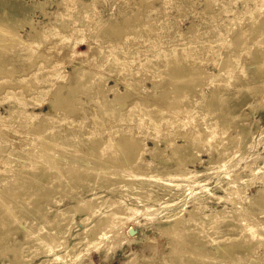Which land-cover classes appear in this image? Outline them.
<instances>
[{"label":"bare ground","instance_id":"obj_1","mask_svg":"<svg viewBox=\"0 0 264 264\" xmlns=\"http://www.w3.org/2000/svg\"><path fill=\"white\" fill-rule=\"evenodd\" d=\"M51 2H54L58 9L62 5L61 0H0V91H2L1 89L5 86V84H8V86L10 84V88L11 86L13 88L15 87L29 88L27 91L28 96H33L32 103H27V100L25 101L24 98L25 96H23V94H21L20 96H18L17 94L16 96L13 95L12 96L13 98L16 97L17 99H21V102L19 101L17 104L15 102H11L9 104V108L6 110L7 111L6 115L3 116V114L0 113V122H2L1 124H3V122H7L8 124H10L9 122H11V124L14 122L17 125L18 124L22 125V127L27 125L28 127H30L29 129L33 128L36 130L37 128V131L38 128L40 129L42 128L43 132H41V134L39 132V135L41 136V138L43 137L46 138L43 139V141H41L42 142L41 146H39L38 148H36L37 146L35 147L36 150L34 148L30 149V151L31 150L34 151L29 152L27 154L29 157H27L25 160H20L22 159V157H19L20 160L19 164L15 162V156L20 153L19 150H16L18 148H16V146L15 148L12 147L10 144H8L7 142L3 141L2 138H0V162H3L6 166H13L17 168L26 166V168H24L26 169L24 173L15 174L14 185L16 186H14L13 183L11 186L14 187V189L12 188L13 189L12 192H14V195L20 193L21 196L25 198H29L31 196L29 195V190H32L34 192L33 195L34 197H39V198L45 197L44 199L48 197L50 200L49 202H52L51 199H53L54 200L53 202H55L54 206L56 205V207L52 210L51 216L45 218L44 220H41V223L39 225L34 223L31 224L32 226H35L34 229H36V231L32 233L38 235L37 237L38 239L36 241L32 239L31 232L29 231L30 234H28L29 233L28 230L25 229L27 231L26 236H24L25 238L23 237L24 239L15 240L14 242L15 244L11 245L9 244L8 241L9 240L8 236L11 235L9 233H12L13 231L16 232L17 230L16 228L13 227L14 229H12L11 231L8 232H5L6 230L3 231V229L5 228L3 226L6 225L7 227V224L9 225L13 221L11 222L8 219V217L4 215L5 211L8 210L4 209L6 208V204L4 205L5 206L4 207L0 201L1 206L4 207L3 210L0 212L3 214V218L0 221V257L2 255L4 257L6 251L7 252L13 251L12 252L14 253L12 254L13 257L10 259L8 258V262L4 264H18V263L28 264L32 259L38 257L39 254L44 253L46 254V256L51 254L50 255L51 257L49 256L47 258H44L36 264H46V263L58 264V261L64 264H73L76 261L77 263L75 264H83L81 262V257L88 254L90 252V249H93L95 252H99L103 247H107L103 258V261L107 263L110 259V254L107 252L109 250H113V245L112 247L111 246L109 247L110 242L112 240L120 238L123 232V228L126 225H128L131 221H134L142 211L152 208V206L148 205L149 202L157 203V204L163 203L164 206H169V202H160L155 196H151L150 193L142 192V187H143L142 185H140L139 187L127 186L125 187L127 192L123 193L122 195L124 196V199L133 198L134 201L132 202L135 204V206H129L127 203H125L124 199H119L116 198L115 196H107V194H104L102 192H97L96 190H94V186L95 187L99 186L102 188V185L104 183L106 184L107 182H109L110 184L113 182L112 180L114 181L118 180L117 182L119 183V185H121L123 181L122 182L119 181V178H117L116 175H114L115 174L114 170H109L110 172L109 176L107 173H106L107 175L106 174L104 175L102 170H101L102 174L97 173V175L94 174L95 176H92L90 173L93 174L94 172L92 171L93 163H91L92 164L91 168H87L83 164L79 165L77 162L79 160L72 161L71 159H63V157L52 158L51 155H53V152L57 151L58 148L57 146H59L60 149L63 148V150L64 148L66 149L71 147H78L80 149V147L84 146L86 147L87 155L89 153H93L94 154L93 156H95L96 154V156L99 157L101 156L100 160H103L108 157L106 156L107 154H110L111 157L109 159H106L105 161H107L112 166L114 165L116 168L117 167H120L121 169L125 168L129 172H133L136 168H139L141 166H148L150 162L146 161L145 159H142V156L144 155L143 153L146 152V149L144 147V142L138 136L139 134H143V132H146L148 129H146L144 125L139 127V130L137 128H133L132 121L136 120V122H138V120L140 119L148 118L149 124H151L152 126L154 125L162 126L163 129V124H166L165 121L170 122L172 121V119L178 120L180 117H189V115L191 116L195 115L194 117H196L199 115L198 114L199 112H202V115H199L200 118L213 117V116L216 117L218 112L222 116V114L224 113L222 112V110L219 111L218 107L220 105L227 104L232 97L236 96L237 93L231 91L221 92V90H224L228 88L230 84H235L237 82L244 83L245 86H248L249 84H251V81H260L261 79V75H259V72L260 71L262 72V70H260L259 72L257 70L255 71L253 70L255 68L262 69L264 63V2L254 7H249L248 5H245L243 3L238 13L234 12V15L232 17H228L226 20L221 18L222 21L218 27L220 28V30L224 32L225 36L229 37V39L227 45L223 48L225 49L224 52L220 54V56L216 55L217 52L214 54L212 53L205 54V49L207 47L205 43H207L208 37L205 36V38H203L205 40L201 41L202 40L201 36H203V33L194 32L193 36L188 35L189 31L191 32V30H195V25L192 22L191 25H189V27L187 28L186 32H181L179 30L177 31L178 35L181 37V40L184 41V44L182 45L172 44L169 47H163V46H160V48L157 47L155 49V55H154L156 58L155 59L156 62L154 63L150 61L147 55L144 56L138 55L141 58L140 60L131 58L132 59L131 62L129 61L125 62L119 60L118 62L115 63L112 60L114 64L108 67L109 71L111 72L115 70V72L119 73L121 72V70H124L123 73L127 71H132V72L135 71L137 73L139 72V68L142 66H145L144 68H147L148 71L153 70L152 72H155L156 78L152 76L150 78L153 84V89L150 91L147 90L146 87L141 85L143 84L142 80H145V78L147 79V76H145V74L144 76L140 75L139 74L140 72L137 73L139 74V77H137L135 80L136 82H139L140 85L142 86L140 88L141 91H139L140 95H137L134 90L132 91V86L134 85V84L132 85V83L134 79L129 78L128 77L129 75H125L122 78L115 77L113 78L114 84H109L107 83L104 75L97 74L95 73V71H92L91 69L86 70L82 68L83 67L82 66L81 69L80 67L77 68L80 69V72L77 71L75 68L74 75L71 78H69L71 87L67 88L66 86H64L63 88L59 89V95L57 94L58 95L57 97H52L50 98L49 101L46 102L48 105V111L46 112L43 111L35 112L31 110L28 111L26 110L28 104H31L33 107H39L44 103L42 102V98L40 97L41 95L36 94L37 93V91L35 90L36 87L30 88L31 87L30 84L34 79H36L37 77H40V79L43 78L41 75H39L40 73L39 68L36 69V71L33 74L27 75V77H25L26 75L24 76L17 75L15 79L16 82L14 81L5 82L4 78H7L8 75L10 74H14L12 75L13 77L15 76V73H17V69L13 66L12 63L14 60L19 61L20 59L34 56V50L32 46L33 43H39L43 45L44 44L43 41H45V38L47 37L52 38V36H57V35L60 36L61 41H65L66 37H71L72 35L78 36L80 33L82 34V27L86 23L87 24L93 23L94 25L88 31H86L87 29L83 28L84 31L91 32L95 35L101 33L103 36V40L108 42H110L112 39L110 35H114V36L116 35L117 37L121 38L124 36V33L126 32H130V33L138 32L135 26L130 23L129 20L130 15L123 16V14L121 13H119L121 14L120 16L121 19H119L118 17L115 16L116 15L115 13L108 12L107 13L108 19L106 21L101 20L99 16L96 17L97 20H94V18H92L90 14L87 16L86 18L87 20H84L85 23L80 22L78 25L79 27H75V26L71 27V25H69L70 23L68 24L63 17H59L60 13H63V11L62 12L59 11L57 13L58 18L56 19V21H52L51 17L55 11L49 12L46 10V7ZM142 2L146 3L147 5L149 4V2L146 0H137V1L134 0L135 5L137 4V6H139ZM89 5H91V3L84 2L82 0L80 5L72 4L68 8H71V10L78 11L79 7L86 8ZM204 5H206L205 9H209L210 6H212L210 0H205ZM141 9L143 10V12L142 10L139 11L141 15L144 14L145 12L146 13L148 12L147 8H141ZM36 10H38L37 12L41 13L42 15L49 17L50 26H47L48 22L41 23L40 21H37L36 19L33 18V16L35 17V14L37 13L35 12ZM157 10L162 11V8H155L153 11H157ZM128 11L135 20L139 18L138 7H132L128 9ZM193 13L195 15L200 14L196 11H193ZM219 13H221V11ZM167 14L165 12L160 18H156V17L154 19L149 18L147 23H149V21L151 20H154L156 21V23L164 24L165 22L164 20L166 16L168 17ZM147 16H149V14H147ZM74 17H75L74 18L75 22H78L80 18H83V16L79 13H77V15H74ZM139 25L140 27H142L144 23L143 24L140 23ZM227 25H231V28L228 29ZM120 26H122V28ZM26 29H29L27 31V35H28L27 39L22 33V32H26ZM145 29H147L145 30L146 40L151 42L158 40V38L155 37L156 35H154L155 31L158 30L156 27L147 25ZM6 35H9V39L4 40ZM29 38L31 40H29ZM168 39L170 38H167V40ZM185 39L189 41V43L185 42ZM192 44H194L196 47V50L194 51L196 55L194 57L193 55L195 53L191 55L190 54L186 55V53L180 54V52L183 51L182 48L183 46L189 47ZM140 45H139V41L135 42L134 44L133 43L131 44L133 50L139 49ZM11 47L14 48L19 47L21 48V52H16L15 56L13 58H10L9 56L12 55L13 53L12 51L15 50L13 48V50L11 51L10 50ZM4 51L5 53H3ZM38 52L40 51L38 50ZM184 52H188V51L184 50ZM199 52H204V53L198 54L199 56L198 57L197 53ZM43 54L44 53H42V57ZM93 57L95 58L99 57L98 59L100 61V64L95 65L96 68L103 67L108 62H111L109 60V57H111V55L106 54L102 51L96 52L95 55H93ZM239 57L240 60H242L241 63L243 65H246V68L247 67L250 68V70H248L247 68L248 74L249 73L250 74L248 75V77H246V75L240 73L238 76V80L234 81V79L232 77L230 79V77H228L227 74H229L230 71H232L230 69L231 67L238 66L236 59H238ZM136 62H139V65L133 67V65ZM208 62L213 63V65L216 68H218V73H212V72L206 73L204 67ZM31 63L32 62L24 63L23 65H25L24 66L25 69L26 68L28 69V66L30 69ZM31 65L33 66L34 64ZM210 70L212 69L210 68ZM25 72L26 70L23 73ZM55 72H54V76L60 73V72H56V73ZM101 73H105V72H101ZM161 76H163L164 78L166 77V79H168L172 83L171 86H168L169 88L167 89L171 91L169 95L166 93L167 92L165 91L166 89H163V84L160 83V80L159 81L157 80ZM58 77L60 78L61 76ZM205 80L207 81L211 80V83H213L210 84L209 87L210 90L207 92H203L200 89L201 85L204 84ZM121 83L124 85L125 90H122L118 87V85H120ZM167 83L168 82H166V84ZM160 84L162 85V87L161 86L160 87L163 90L161 89L162 91L159 93L158 90H156V88ZM167 85L164 84V87H166ZM153 90L154 91L156 90L159 93V95H156L158 94L156 92V94L153 96L152 99L145 98L144 96H143L144 98H142V95L148 96V93L153 92ZM78 92L84 96L86 95V97H89L88 98L89 103L92 106L91 110L89 111L87 110L88 108L87 102H84L83 100L81 101V99H79V96H77ZM17 93H19V91H17ZM70 96L74 97V99H71V101L72 100L73 101L72 102L70 101V103H66L65 105H63L61 100H63V98L69 99L67 97ZM76 102H78V106L80 105L82 106L81 110H78L75 107L76 105L74 106ZM176 106H180V107H176ZM74 108L75 110L76 109L77 110L75 111ZM61 111L65 112L63 115V117L65 118L69 117L71 114H72L71 117H73L74 114L75 117L78 118L75 119L77 120V122H75L77 124H74L75 125L74 127H68V125L65 123L59 124V120L57 118L62 117ZM74 111L76 112V114L74 113ZM228 111L229 108L228 109L226 108V112ZM239 117L240 119L242 118L241 115ZM239 117L235 116L234 119ZM88 118L90 119V121L87 120ZM109 118H111V120L116 118L117 120L116 122H120V125L119 123H116L115 127L118 129V131H120L121 136L119 137V139H116L114 141L115 143H113V145L108 144V142L105 141V139H103L101 136L100 137L93 136V138L91 137L89 139L85 137L84 135L85 133L94 132L95 128L100 126L101 124L107 125ZM55 119L57 121H55ZM121 123H125L127 128L124 127L122 128ZM213 124L210 125L209 128L211 130L216 131L218 129V127L216 126L218 125L215 126V124H217L215 120ZM188 125L189 124H187V126ZM53 126L55 127L52 130ZM188 128L190 127L188 126ZM194 128L192 127V130L190 129L191 132L196 129ZM58 129H61L63 131L62 132L64 133L63 136L60 134V132H58ZM185 129L187 128L185 127ZM165 130L168 131L166 134L167 136H164L163 138V140H166L165 141L166 145L163 148L159 147L157 137L152 136V139L154 141V147H151L149 153L151 154V156L157 158L156 159L157 162L154 164L155 165L153 168L154 170H159L158 168H161L162 167L161 165L168 163V161H172L174 163L175 170L185 171L184 169L186 168L187 165L194 163L200 159L199 155L202 152H208L211 154V151L213 150V146L212 148L209 146H207L208 148H205L206 146L205 144L207 143L208 137H204L203 134H205V132L203 133V131H202L203 133L202 136L198 137L197 135L198 137L197 138L196 136L191 135L187 130H184L182 128L174 129L172 127H169L166 128ZM226 132L227 130L225 131V133ZM67 133L71 135L70 136L71 140H69L70 137L67 136ZM177 137H181V138L183 137L185 139L184 143H178L176 141ZM39 143L40 142H38L37 144L39 145ZM102 143L103 145H101ZM37 144L35 143V145ZM165 148H169L171 151V155L169 158L165 156L162 158V154ZM229 148H223L219 150L218 157H222L224 155L223 154L224 151H226ZM101 150L103 151L101 152ZM75 152L76 150L74 149V153ZM24 153L27 152L24 151ZM64 153L66 154V152ZM102 155H105L106 157L102 159ZM57 156H60L59 153ZM76 156H79V154H77ZM64 158L66 157L64 156ZM90 160L93 162L92 159H89V161ZM94 160L96 161V159ZM102 162H104V160ZM108 163L105 162L101 163L100 168L104 169L105 167L108 166ZM115 167L112 168L115 169ZM247 167H249L248 163L245 166V168ZM250 171L251 174L249 178L243 179V178H238L236 176L234 177L232 176L230 178L229 188L231 189L229 195L232 197V199L234 198V200H237V198L241 200H248V204L251 205L255 204L254 206L257 208V212L260 215H264V189L262 187L258 188L256 196L253 195L254 198L257 199L256 201L254 200V198L253 201L251 198L245 197L246 195L244 194L246 187L251 184L252 181L251 179H254V177H256V174L259 170L258 168H255V169H250ZM123 175L126 176V174ZM175 176H179V175H175ZM125 178L126 177H123L122 179ZM25 179L29 181V184H26L24 182ZM144 179H145L144 177H139L138 182L141 184L142 180ZM74 182H75V186L77 185V187L87 186V191L90 192L89 196L84 197V196L73 195L74 196L73 204H67L65 206H61L62 200L66 198V195L65 198L62 199V197L59 196L63 192L60 193V195L58 196L59 198H57L55 194L56 193L59 194L58 192H60L59 191L60 189L61 190L69 189L70 185L73 184ZM43 183L45 184L44 188L42 187ZM5 186H7V184ZM104 187L105 186L103 185V188ZM218 187L221 188L220 184L218 185ZM7 189L8 187H6V190ZM72 191L73 190H71L70 193H72ZM113 191L114 188L111 187L110 184L106 193L109 192L113 194ZM65 192L66 191H64V193ZM30 198H32V196ZM67 198L70 199L69 197ZM220 198L222 199V197ZM172 202L175 203V201ZM235 202L238 203V201ZM196 204L198 203L197 202L192 203L191 208L186 210L188 213L187 218L182 216V213L185 210V205L177 207L176 209L165 215L164 221L168 222V225L165 226L164 229L166 230V232H168L167 235L169 236L174 235V237L178 238L177 240H174V244L178 247L179 251L181 248L185 247L188 248L191 252V255L187 254L186 251H185L186 253L177 252L176 255L173 254L172 256L174 257L171 258V264H202V263L224 264L222 263V260H220L221 262L216 261L217 258H221L222 256L232 257L234 254L236 255V253H238L239 255V260L240 259L253 260L254 251L256 250L255 248L258 247L259 245H262L264 249V242H262L264 241V236L262 235L257 234L256 237H259L258 239L259 241L257 243L252 244L254 239L253 237L255 236L254 228L264 227V219L259 220L256 218L254 219L253 217L252 218L253 221L245 220L244 218L239 217L237 214L233 215V212L232 214H230V212L225 213L221 211L218 212L215 211L210 214H205L201 210L205 206L204 205L197 206ZM35 207H36L35 210L36 218H38L39 214H41L42 212L48 211V208L45 206L36 205ZM49 209L51 210V207ZM77 215H81L78 223L76 220ZM21 218L22 217H20V219ZM239 220H241V223L242 220H244L245 222H243L244 227L239 231L238 235L229 236V237H220L216 241H212L213 244L215 243L217 245V249L219 250L217 251L218 255L215 258L216 260H212L213 257L211 259V256L209 258L211 260H204L205 258H202L203 261L200 260L201 258L200 256L202 255L199 256L198 254H200L201 251L199 250L200 252L197 254V256L200 257L198 258L197 256H195L196 254L192 253L193 251H195L196 248L194 246H190V245L188 246V244L186 245L185 243L186 237L189 236L190 234L196 233L197 231L200 232V230L214 229L215 231L214 233L220 232L224 228L231 227L232 222H237ZM258 221H261V223H258ZM14 223L16 224V222ZM79 224H81L82 227H79ZM17 225L18 222L15 225V227H17ZM131 229H133V227L128 226L125 231ZM31 230L33 229L31 228ZM69 236L73 239L71 243L67 242V237ZM134 237L135 235L130 236V238H134ZM43 241L45 242V244ZM195 242L198 241L195 240ZM83 244H85L84 247L82 249H79L80 245ZM59 249H62L61 253L55 252L56 250ZM173 249H175V247ZM170 251L173 252L172 250ZM186 254L187 257L184 258L183 256H185ZM26 257H28L29 260L26 261ZM204 257H206V255ZM260 260H264V253L261 256H257L254 259V261H260ZM89 264H94L93 260H90ZM129 264H139V263L136 257H132L129 259Z\"/></svg>","mask_w":264,"mask_h":264},{"label":"rangeland","instance_id":"obj_2","mask_svg":"<svg viewBox=\"0 0 264 264\" xmlns=\"http://www.w3.org/2000/svg\"><path fill=\"white\" fill-rule=\"evenodd\" d=\"M61 1H62V5L59 9L57 8L54 2H51L46 7V10L49 12L55 11L51 17L52 21H56V19L58 18L57 13L59 11L61 12L63 11V13H60L59 17H63L64 20L68 24L70 23L69 25H71V27H74V26L79 27L78 26L79 23L80 22L85 23L84 20H87L86 18L88 15L91 14L94 20H97L96 17L99 16L101 20L106 21L108 19L107 13L109 12V13H115L116 14L115 16L118 17L119 19H121L120 17L121 14H123V16L130 15V18H129L130 23L135 26L138 32L137 33L126 32L124 33V36L121 38L117 37L116 35L115 36L110 35L112 39L110 42H108V41L103 40V36L101 33H99L98 35H95L91 32H86L94 25L93 23H89V24L86 23L82 27V34L80 33L78 36L72 35L71 37H66L65 41H61L60 36L57 35V36H52V38L51 37L45 38V41H43L44 42L43 45L39 43H33L32 46L34 50V56L20 59L19 61L14 60L12 63H13V66L17 69V73H15V76L13 77L12 75L14 74H10L8 75L7 78H4L5 82L6 81L16 82L15 79L17 75H23V76L26 75L25 77H27V75L33 74L36 71V69L39 68L40 70L39 75H41L43 78L40 79V77H37L32 82L30 81L31 82L30 88L36 87L35 88V90L37 91L36 94L41 95L40 97L42 98V102L44 103L40 105L39 107H33L31 104H28L27 109H26L28 111L30 110L35 111V112L48 111V105L46 102L49 101L50 98L52 97H57L59 95V89L63 88L64 86H66L67 88L71 87L69 78H71L74 75L75 68L77 71L80 72V69L82 66H83L82 68L86 70L91 69L92 71H95V73L97 74L104 75L107 83L109 84H114L113 78L115 77L122 78L125 75H129L128 76L129 78L134 79L132 83V85L134 84L132 86V91L134 90L137 95H140L139 91H141L140 88L142 86L146 87L147 90L150 91L153 89V84L150 78L151 76L155 77V72H152L153 70L148 71L147 68H144L145 66H142L139 68L140 73L139 72L137 73L143 76L145 74V76H147V79L149 78L148 80L146 78L145 80H142L143 84H141L142 85L141 86L139 82L135 81L136 78L139 77V74H137L135 71L134 72L127 71L123 73L124 70H121V72L118 73V72H115V70H113L111 72L109 71L108 67L114 64L113 61L115 63L118 62L119 60L125 61V62L126 61L131 62L132 61L131 58L140 60L141 58L138 55H141V56L147 55V57L150 59L152 63L156 62L155 61L156 58L154 56L155 49L157 47L160 48V46L169 47L172 44H178V45L184 44V41L181 40V37L178 35L177 31L179 30L181 32H186L187 28L189 27V25H191L192 22L195 25V30H191V32L189 31L188 35L193 36L194 32L203 33V36H201V39H202L201 41L205 40L203 39L205 38V36L208 37L207 43H205L207 46L205 49V54L206 53L214 54L217 52L216 55L220 56V54L224 52L225 49L223 48L227 45L228 39H229V37L225 36L224 32L220 30V28L218 27L221 24V21H222L221 18L226 20L228 17H232L234 15V12L238 13L243 3L245 5H248L249 7H254L264 2V0H210L212 6H210L209 9H205L206 8V5H204L205 0H146L149 2L148 5L142 2L143 4L141 3L139 6H137V4L135 5L134 0H83L84 2L91 3V5H89L86 8L79 7L78 11H75V10H71V8H68V7H70L72 4L80 5L82 0H61ZM132 7H138V13L139 11L142 10L141 8H147L148 12L146 13L144 10L145 12L144 14L141 15L139 13L138 15L139 18L135 20L128 11V9ZM155 8H162V11H158V10L153 11ZM150 9H153V10H150ZM37 11L38 10H36L35 12ZM193 11H196L200 14L195 15ZM220 11L221 13H219ZM165 12L166 14L168 13L167 14L168 17L166 16L164 20L165 21L164 24L156 23V21L154 20H151L149 21V23H147L149 18H153V19L155 17L160 18ZM77 13L81 14L83 18H80L78 22H75L74 15H77ZM147 14H149V16H147ZM43 16L44 15L37 12L35 14V17L33 16V18L36 19L37 21H40L41 23L48 22L47 26H50L49 17H46V16L43 17ZM140 23L142 24L144 23L143 25L144 27L143 26L140 27L139 25ZM147 25L154 26L158 29V30L156 29L157 31H155L154 33V35H156L155 37L158 38L157 41L151 42L145 39V35H146L145 30H147L145 28L147 27ZM120 27L122 28V26ZM83 28L87 30L84 31ZM227 28L228 29L231 28V25H227ZM28 30L29 29H26V32H22L26 39L28 38V35H27ZM30 38L29 40H31ZM167 38H170V39L167 40ZM5 39L6 40L9 39V35H6L4 40ZM137 41H139V45L141 44L139 47L140 51L139 49L133 50L131 46L132 43L134 44ZM185 42L189 43V41H187L186 39H185ZM13 48L14 47H11L10 50L12 51ZM182 48H183V51H181L180 54L186 53V55H189V54L191 55L195 53L194 51L196 50V47L194 44H192L189 47L183 46ZM14 49L15 50L12 51L13 52L12 55L9 56L10 58H13L16 52H21V48L19 47H15ZM38 50L40 52H38ZM184 50L188 52H184ZM99 51H102L106 54L111 55V57H109V60L111 62H108L103 67L96 68L95 65L100 64V61L98 59L99 57L95 58L93 57V55H95V53ZM3 53H5V51ZM42 53L45 54V55L43 54V57H42ZM202 53L204 52L197 53V56L198 54H202ZM48 54L50 55L53 54V55L50 56ZM195 55L196 53L193 55V57ZM37 57H39L41 60ZM236 60H237L236 62L238 66L231 67L230 69L232 71H230L229 74H227L226 72L228 77H230V79L232 77L234 81L238 80V76L240 73L241 74L243 73L244 75H246V77H248V75L250 74V73L248 74V70H250V68L247 67L248 68L247 70L246 65H243L241 63L242 60H240V57ZM26 62H32L31 64H34V65L32 66L30 64V69H29V66H28V69L27 68L25 69L24 67L25 65L23 64ZM139 62H142V61H139ZM139 62H136L135 64L133 63L134 64L133 67L138 66ZM78 67H80V69H77ZM210 68L212 70H210ZM263 68H264V63H263ZM263 68L262 69L255 68L253 70V71L257 70L258 72L262 70V72L261 71L259 72V75H261L260 81H251V84H249L248 86H245L244 83L237 82L238 84L237 83L230 84L228 88L221 90V92L231 91V92L237 93L236 96L232 97L228 101L227 104H223L218 107L219 111L222 110V112L224 113L222 114V116L218 112L216 117L213 116V117L200 118L199 115H202V112H199L198 113L199 115L197 114L198 116L196 117H194L195 115L193 116L189 115V117H180L178 120L172 119V121L170 122L165 121L166 124L162 123L163 129H162V126H155V125L152 126L151 124H149L148 118L140 119L138 120V122H136V120L132 121L133 128H137L139 130V127L144 125V127L148 129L146 132H143V134H139L138 136L144 142V147L146 149V152L143 153L144 155L142 156V159H145L146 161L150 162L148 166H141L139 168H136L133 172H129L125 168L121 169L120 167H117L118 168L117 169L114 165L112 166L107 161H105L106 159H109L111 157L110 154H107L106 156L108 157L105 159L103 158L106 156L102 155V159L104 160L105 163H108L107 167H109V168L105 167L104 169H102L100 168L101 166L100 164L104 162H102L103 160H100L101 156L100 157L96 156V154L95 156H93L94 155L93 153H89L87 155L86 147L82 146L80 147V149L78 147H71V148H66V149L64 148V150L63 148H61L62 149L61 150L60 147L57 146L58 147L57 151L55 150L56 152H53V155H51L52 158L54 157L62 158L63 157V159H71L72 161L79 160L77 161L78 164L79 165L83 164L87 168H91V165H92L91 163H93L94 167L92 165V171H94L95 173L94 172L93 174L90 173L92 176L97 175V173L102 174V172L104 175L107 173L109 176L110 175L109 170H114L115 171L114 175H116V177L119 178V181L121 182L123 181L121 185H119V183L117 182L118 180L114 181L111 179L113 182L110 184H111V187L114 188L113 194L109 192L106 193L108 187L110 186L109 182H107L106 184L105 183L103 184L105 186L104 187L105 189L103 188V185H102V188L97 185H96L97 187L93 185L94 190H96L97 192H102L104 194H107V196H115L116 198L124 199V196L122 194L127 192L125 187L127 186L139 187L140 185H142L143 186L142 192L150 193L151 196H155L160 202H169V206H164L163 203L157 204V203L149 202L148 205L152 206V208L142 211L134 221H131L128 225H126L123 228V232L120 238L112 240L110 242L109 247L110 246L112 247L113 245V250H109L107 252L110 254V259L107 263L103 261L104 254L106 252L105 250L107 247H103L99 252H95L93 249H90V252L88 254L81 257V262L83 264H89L90 260H93L94 264H129V259L132 257H136L139 264H171V258L174 257L172 255L173 254L176 255L177 252L184 253L186 251L187 254L191 255V252L188 248H185V247L181 249L179 248L181 252L178 250V247L174 244V240H177L178 238L174 237V235L173 236L167 235L168 232H166L164 227L168 225V222L164 220H165L166 214L173 211L177 207H180L183 205H185V210L183 211L182 216L187 218L188 213L186 210L190 209L192 206V203L194 202L198 203L196 204L197 206H203V205L205 206L203 209H201L202 212L205 214H210L215 211L217 212L221 211L225 213L230 212V214H232L233 212V215L237 214L239 217L244 218L245 220L253 221L252 219L253 217L254 219L256 218L259 220L264 219V215H260L257 212V208L254 206L255 204H252L253 205L252 207L251 204H248V200H241L238 198L237 200H234V198L232 199V197L229 195V192L231 189L229 188L230 178L232 176L233 177L236 176L238 178H243V179L249 178L251 174L250 169H255V168H258L259 171L257 172L256 177H254V179H251L253 182L250 180L251 184L246 187L245 192H244V194L246 195L245 197L251 198L253 200L254 196H256L258 188L262 187L264 189V133H263L264 132V69ZM204 69L206 73L207 72L218 73V68H216L211 62H208L205 65ZM25 70L26 72L23 73ZM55 71L60 72L62 74L58 73V75L56 74L54 76ZM101 72H105V73H101ZM58 76H61V77L59 78ZM157 80L158 81L160 80V83L163 84V89H166L165 91H167L166 93L169 95L171 91L167 89L169 88L168 86H171L172 84L171 81L166 79V77L164 78L163 76L159 77ZM163 81L168 82L167 83L168 85L166 84V82L164 83ZM161 84L158 85V87L156 86L157 88L155 87L159 93L163 90L161 88L162 87ZM164 84L167 86L164 87ZM210 84H213L211 83V80L210 81L205 80L204 84L201 85L200 89L203 92H207L210 90L209 88ZM4 87L1 89L2 91H0L1 93L0 113L3 114V116L6 115L7 113L6 110L9 108V104L11 102H15L16 104L19 101L21 102V99H17L16 97L13 98L12 97L13 95L16 96L17 94L18 96H20L21 94H23V96H25L24 97L25 101L27 100V103H32L33 96H28V93H27L29 88H26V87L13 88L12 86L10 88V84L9 86L8 84H5ZM118 87L122 90H125L124 85L122 83L118 85ZM16 90L19 91V93H17ZM156 90L155 91L153 90V92L148 93V96L142 95V98L145 97V98L152 99L153 96L157 92ZM159 93L156 95H159ZM77 96H79V99H81V101L83 100L84 102H87L88 106L87 105L86 106L88 107L87 108L88 111L92 109V106L89 103V99H88L89 97H86V95L84 96L79 92L77 93ZM10 97L13 99H11ZM70 97H67L69 99L63 98V100H61L62 104L65 105L66 103H70L71 99H74V97L72 98ZM74 106L78 110H81L82 108L81 105H80L81 107L78 106V102H76ZM176 107H180V106H176ZM226 108L227 109L229 108L228 112H226ZM63 111H61L62 117L57 118L59 120V124L65 123L68 125V127H74L75 126L74 124H77L75 123L77 122V120L75 119H78V118L75 117L74 114H73V117H71L72 116L71 114L69 117L65 118L63 117L65 113ZM75 111L74 113L76 114ZM240 115L243 119L242 118L240 119L239 117ZM235 116L239 118L234 119ZM222 117H225V118H222ZM187 118L189 119V121ZM87 120L90 121L89 118ZM214 120L217 123L215 124V126L218 125L216 126L218 127L216 131L211 130L209 128V126L214 123ZM55 121L57 120L55 119ZM116 121H117L116 118L113 120L109 118L107 125L101 124L100 126L95 128L94 132L85 133L84 135L88 139L91 137L93 138V136L94 137L101 136L103 139H105V141L108 142V144L113 145V143H115L114 141L116 139H119V137L121 136L120 131H118V129L115 127L116 123H119L120 125V122H116ZM1 123L2 122H0V138H2L3 141L10 144L12 147L15 148L16 146V148H18L16 150H19L20 152L19 154L15 156V162L17 164L20 163V160H25L27 157H29L27 154L29 152L34 151V150L30 151L31 148H34L36 150V148L41 146L42 144L41 141H43V139H46L44 137L41 138V136L39 135V132L40 134L41 132H43L42 128H41L42 131L40 128H38V131H37V128L36 130L33 128L29 129L30 127H28L27 125L22 127V125L20 124L17 125L14 122L12 124L11 122H9L10 124H8L7 122H3V124ZM222 123L223 125H225L226 123L225 125L226 127L223 126ZM121 124H122V128L123 127L127 128L125 123H121ZM187 124H189L188 126L190 128H188ZM54 127L55 126L52 127V130L54 129ZM169 127H172L174 129L182 128L184 130H187L191 135H194L196 137L197 135L198 137L202 136V134L205 132V134H203L204 137H208L207 143L205 142L206 143L205 148H208L207 146L212 148L213 146V150L211 151V154L208 152H202L199 155V158L201 160L199 159L197 160L198 162L196 161L194 163L187 165L186 168L184 169L185 171L175 170L174 169L175 166L172 161H168V163L161 165L162 167L158 168L159 170H154L153 168L155 166L154 164L157 162L156 160L157 158H155L154 156H151V154L149 153V151L151 150V147H154V141L152 139V136L157 137L159 147L161 148L165 147L166 140H163V138L164 136H167L166 134L168 130H165V129ZM185 127L187 129H185ZM192 127L193 128L195 127L196 129L194 128L195 130L193 129L194 131L191 132ZM226 130L227 132L225 133ZM58 132H60V134L63 136L64 133H62L63 131L61 129H58ZM67 136L70 137L71 135L67 133ZM69 140H71V137L69 138ZM184 140L185 139L183 137L176 138V141L178 143H184ZM34 142L36 144L38 142L40 143L39 145L38 144L35 145ZM101 145H103V143ZM223 148H229V149L226 150L227 152L224 151L223 153L224 155L222 157H218V151ZM74 149L76 150L75 153H74ZM24 151L27 153H24ZM63 151L66 152V154ZM102 151L103 150H101V152ZM58 153L60 156H57ZM67 154H70V155H67ZM77 154H79V156H76ZM170 155H171L170 149L165 148L162 154V158L164 156L169 158ZM64 156L66 158H64ZM68 156H70L71 158ZM19 157H22V159L19 160ZM78 157L79 158L83 157V158L79 159ZM89 159H92L93 162L91 160L89 161ZM94 159H96L97 162ZM247 163L249 164V167L245 168ZM112 167H115V169ZM24 168H26V166L17 168L13 166H6L3 162H0V201L3 206L6 204V208H4L5 206L4 207L1 206L0 204V207H2L0 208V212L3 210V208L8 210V211L4 210L5 211L4 215L7 216L11 222L13 221L11 224L9 225L7 224V227L6 225L3 226L5 227L3 231L6 230L5 232H8L14 228H16L17 230L16 232L15 231L12 232L14 234L9 233L11 235L8 236L9 240L8 239L7 240L9 241V244L11 245L15 244L14 243L15 240L24 239L25 238L24 236H26L27 234L26 230H28V232L29 231L31 232L32 239L36 241L38 239L37 238L38 235L35 233H32V232H35L36 229H34L35 226H32L31 224L34 223V224L39 225L41 223V220H44L45 218L51 216L52 210L56 207V205L54 206L55 202H53L54 201L53 199H51L52 202H49L50 200L48 197H47L48 200L47 198L44 199L45 197L43 198L34 197L33 196L34 192L32 190H29V195H31L32 198H30L31 196L29 198H25L21 196L20 193L17 195H14V192H12L14 187H11V186H12V183L14 185L15 174L24 173V171L26 170ZM101 174H98V175H101ZM123 174H126V176ZM120 175L126 178L122 179L123 177H121ZM175 175H179V176H175ZM139 177L145 178L144 180H142L141 184L138 182ZM24 182L26 184H29V181L27 179H25ZM6 184L7 186H5ZM219 184L221 188L218 187ZM6 187H8L7 190H6ZM42 187L43 188L45 187L44 183L42 184ZM74 187L75 188L77 187V185L75 186V182L70 185L69 189H64V190L60 189L59 190L60 192H58L59 194L57 193H56L57 195L55 194L57 198L62 197L63 199L65 198V195H66V198L67 197L70 198V199L67 198V200L66 198L62 200L61 206H65L67 204H73L74 203L73 195L84 196V197L89 196L90 192L87 191V186H82V187L80 186V187H77L76 189ZM71 190H73L72 193H70ZM64 191H66L65 192L66 194L64 193ZM60 193L62 196L60 195ZM220 197H222V199ZM6 200L9 203V205L6 202ZM254 200L256 201L257 199L254 198ZM124 201L129 206H135V204L132 202L134 201L133 198H126L124 199ZM172 201H175V203H173ZM235 201H238V203H236ZM36 205L47 207L50 213L48 211L42 212L41 214H39V217L36 218V215H35ZM50 207H51V210L49 209ZM80 216L81 215L76 216L77 223L79 221ZM20 217L22 218L20 219ZM2 218H3V214L0 213V221ZM14 222H16V224L18 222L17 227H15L16 224ZM243 222L245 221L242 220V223H241V220L237 222H232L231 227L224 228L220 232H216V233H214L215 232L214 229L200 230V232L197 231L196 233H193L187 236L185 243L186 245L188 244V246L190 245V246H194L196 249L198 248L197 251L195 249V251L192 252L196 254L195 256H197V254L201 251V253L198 254L199 256L202 255L200 256L201 258L197 256L198 258H200V260L203 261L202 258H205L204 260H211L212 257H213L212 260H216L215 258L218 255L217 251L219 250L217 249V245L215 243L213 244L212 241H216L220 237H229V236L238 235L239 231L243 229L244 227ZM258 223H261V221H258ZM128 226H132L133 229L125 231ZM79 227H82V225L79 224ZM31 228L33 230H31ZM130 231H132L131 235H130ZM254 231H255L254 232L255 236L253 237L254 239H253L252 244L257 243L259 241L258 240L259 237H256L257 234L264 236V227H255ZM30 232L28 234H30ZM133 235H135V237L130 238V236H133ZM195 240H197L198 242H195ZM72 241L73 239L70 236L67 237L68 243H71ZM84 245L85 244L80 245L79 249H82ZM174 247L176 250L173 249ZM255 249L256 250L254 251V255H253L254 259L257 256H261L264 253V249L262 245H259ZM170 250L172 251L175 250L176 253L175 251L171 252ZM12 252L13 251L11 252L6 251L4 257L3 255L0 257V264L7 263L8 258L10 259L13 257L12 254L14 253ZM55 252L61 253L62 249L56 250ZM203 253L206 255L207 258L204 257L205 255ZM42 254H39L40 256L38 255V257H35L34 259H32L28 264H36L40 260L47 258L51 255L50 254L46 256V254L44 253ZM187 254L183 257L184 258L187 257ZM210 256H211V259H209ZM254 259L253 260H247V259L239 260V255L238 253H236V255L234 254L232 257L222 256L221 258H217L216 261L221 262L220 260H222V263L224 264H264V260L254 261ZM27 260H29L28 257H26V261ZM59 263L64 264L58 261V264ZM75 263H77V261ZM18 264H21V263H18Z\"/></svg>","mask_w":264,"mask_h":264},{"label":"water","instance_id":"obj_3","mask_svg":"<svg viewBox=\"0 0 264 264\" xmlns=\"http://www.w3.org/2000/svg\"><path fill=\"white\" fill-rule=\"evenodd\" d=\"M130 233H132V231H130Z\"/></svg>","mask_w":264,"mask_h":264}]
</instances>
